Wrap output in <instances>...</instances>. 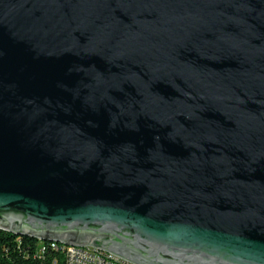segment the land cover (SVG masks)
Instances as JSON below:
<instances>
[{
    "label": "water",
    "instance_id": "95a60500",
    "mask_svg": "<svg viewBox=\"0 0 264 264\" xmlns=\"http://www.w3.org/2000/svg\"><path fill=\"white\" fill-rule=\"evenodd\" d=\"M0 230L264 264V0H0Z\"/></svg>",
    "mask_w": 264,
    "mask_h": 264
},
{
    "label": "trees",
    "instance_id": "16d2710c",
    "mask_svg": "<svg viewBox=\"0 0 264 264\" xmlns=\"http://www.w3.org/2000/svg\"><path fill=\"white\" fill-rule=\"evenodd\" d=\"M64 264V253L52 242L0 230V264Z\"/></svg>",
    "mask_w": 264,
    "mask_h": 264
},
{
    "label": "built area",
    "instance_id": "2783aa9c",
    "mask_svg": "<svg viewBox=\"0 0 264 264\" xmlns=\"http://www.w3.org/2000/svg\"><path fill=\"white\" fill-rule=\"evenodd\" d=\"M50 242L55 249L64 253V264H135L114 253L89 244L68 245L63 242ZM54 264H57V261H54Z\"/></svg>",
    "mask_w": 264,
    "mask_h": 264
}]
</instances>
